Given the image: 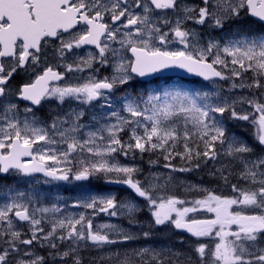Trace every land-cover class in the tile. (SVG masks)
<instances>
[{
	"label": "snow or ice",
	"instance_id": "obj_1",
	"mask_svg": "<svg viewBox=\"0 0 264 264\" xmlns=\"http://www.w3.org/2000/svg\"><path fill=\"white\" fill-rule=\"evenodd\" d=\"M171 69L214 90L165 81L125 91L116 107L114 94L134 79ZM238 90L251 95L233 98ZM67 101L81 107L37 115ZM83 106L100 113L86 122ZM229 119L248 122L255 143L230 133ZM137 151L173 172L211 165L208 174L231 194L190 185L204 195L187 200L169 193L170 173L134 178L140 169L116 156ZM177 157L185 166L171 163ZM9 174L33 188H0V264H84L83 249L149 240L153 228L190 242L115 249L100 264H264V0H0V176ZM96 176L127 186L143 207L89 192L71 204L39 203L36 184ZM145 210L149 228L139 234L93 223L105 214L136 226Z\"/></svg>",
	"mask_w": 264,
	"mask_h": 264
},
{
	"label": "rangeland",
	"instance_id": "obj_2",
	"mask_svg": "<svg viewBox=\"0 0 264 264\" xmlns=\"http://www.w3.org/2000/svg\"><path fill=\"white\" fill-rule=\"evenodd\" d=\"M251 75V74H249ZM176 84H181L178 82L175 83H171L170 85H176ZM219 86L224 89L227 90L229 87V84L227 81H220L218 82ZM170 85H166V84H162L160 86H153L150 89H148V91H151L153 89H156L158 87H165V86H170ZM185 88H189V89H197L199 90L201 88L202 85L204 84H192V85H186L183 84ZM214 85L212 84H208L207 85V89L206 90H214ZM125 91L128 92H133L136 93L135 90H130V89H125L123 91H118L117 93V98H119L117 101L119 102L120 98L124 96ZM142 92V91H141ZM251 94L247 91L244 90L243 92L241 91H237L235 93V96L233 98H238L240 96H244V97H249ZM257 95H259L257 93ZM113 98H115V96H113ZM114 100V99H113ZM51 104V103H50ZM54 105H56L54 103ZM81 107V105H79L76 101H67L64 105V107H66V110L69 107ZM52 107L51 105H47L46 107H44V109H48ZM86 109L87 115L85 117V121L86 122H90L91 121V117L93 115V113L99 114L100 113V109L98 107H93V108H89L88 106H83ZM116 107L119 109V104L116 105ZM238 110H239V105H238ZM244 111H251V109L247 106L244 105ZM39 117L46 119L48 117L47 114H45L44 112L42 114L39 115ZM227 126L230 130V133H235L234 131L238 132L239 137H242L243 139L247 140L249 143H255L253 136H252V127L248 124V122H244V121H235V120H231L229 119L227 121ZM126 133H122L121 135L124 137L125 140H127V134L124 135ZM259 147H257V151H259ZM139 152L137 151L136 155H138ZM146 154V153H145ZM151 154V153H149ZM150 158H155L158 155H148ZM158 162L161 163V167L163 169H165L163 167V165L166 163L162 157L158 158ZM116 160L121 164V165H126V166H135L137 168L140 169V172L134 177L137 179H140L141 181L145 180V178H147L150 173L153 172H159V173H164L165 175L167 174H172L173 176H176L174 179H172L171 185H170V193H172L173 195H176L182 199H187V200H191V199H195V198H200L204 195V193L202 191L199 190H188L186 191L185 189L188 188L190 185L191 186H196L198 187H204L213 191H216L217 193H221L224 191L225 195H229L231 194L230 191L223 187V185L217 181L214 180L209 174H206L204 176V173L202 172V169H206V172L209 173V169L211 168V165H208L206 167H201L198 170H193V171H188V172H180V171H171L170 169H165V170H156V165H152V167H148V165H144L146 168H148L147 171H142L141 167L139 165H137L135 163V160L132 158L131 161L130 160V156L125 157L123 155H117L116 156ZM141 160V159H139ZM147 163H150V161H147ZM171 163L176 167L174 160L171 161ZM180 166L176 167V168H180L184 165V162L182 160H180ZM150 169H154L153 171ZM11 180L9 181V183L7 184L8 186H12V187H19L21 190H26V191H31L33 188V185H31L30 183H27V181H20L19 183H17L16 179L14 176L10 177ZM93 179H95L92 183V185L88 184L85 186H81L80 188H82L81 190L77 191V184L72 181L68 184H63V183H52V184H48V185H44V184H36L35 190L39 193V203L41 206H47L50 207L52 206V204L54 203H60L61 205H63V202L67 201L69 204H71L74 200L81 198L82 193L84 192H89V193H93L96 195H108L110 193L104 194L101 193V191L98 189L97 186H100L102 183H104L106 181V178L103 176H96ZM207 179V180H206ZM210 181L212 184H207L206 182ZM97 184V185H96ZM90 185V186H89ZM96 186V187H94ZM2 188V187H0ZM64 193L62 194L63 189ZM127 201H133L130 198H127ZM141 207H143V203L140 205ZM74 207H69L68 209H66V211L72 212V213H76L75 211H73ZM143 215H145V224L147 225V227H149V221H150V216L148 214V212L142 211ZM91 214V213H90ZM101 215V214H100ZM100 215H97L96 217H99ZM120 218H123V216H121ZM45 228L47 230V225H45ZM148 230V229H147ZM182 247V246H181ZM40 251V250H38ZM41 254V251H40Z\"/></svg>",
	"mask_w": 264,
	"mask_h": 264
},
{
	"label": "flooded vegetation",
	"instance_id": "obj_3",
	"mask_svg": "<svg viewBox=\"0 0 264 264\" xmlns=\"http://www.w3.org/2000/svg\"><path fill=\"white\" fill-rule=\"evenodd\" d=\"M190 1V0H189ZM257 26L259 25H252L251 27L253 28H257ZM245 27H248L247 25ZM88 51H95L93 49H89L87 48ZM82 54H86V51L85 50H81ZM109 72L106 71V70H101V73L100 75L101 76H105V75H108ZM136 82V81H135ZM142 86H146V85H142ZM48 105V104H47ZM51 105L52 107L46 109V112L48 115L56 112V111H63V110H66V107H58L57 105H54V103H51L49 104ZM42 109H40L38 113L41 112ZM148 155H155L154 153H146L144 156H143V160L140 162V167H141V170L142 171H147L148 168H146L144 165H148V167H152L153 164L151 163H147V161H150V160H154V161H157V163L155 164L157 167H156V170L160 171V170H165L161 167V163L158 162V156L155 157V158H150ZM174 163L176 165V159H174ZM150 170H154V169H150ZM12 175L10 174V176H7V177H0V187H3V186H6L9 181L11 180V177ZM150 176V175H149ZM148 176V177H149ZM93 182H91L90 184L92 185ZM96 187V186H94ZM99 190H101V188H98ZM104 190H106V194L107 193H110L112 195H115L116 198L121 201V202H124V201H127L126 198H130V195L127 194L126 192L124 191H120V190H116L115 188H111V187H107V188H103ZM75 212L76 213H80V212H85L86 214H90V210H85V209H82V208H76L75 209ZM143 213L140 212L137 214V220H138V225L136 226H131L129 225L128 223V220L126 218H120V217H109L105 214H101L99 217H96L94 218L93 220V223L94 225L96 224H100V223H116V224H119L121 225L123 228L125 229H128L129 231H132L133 233H141L142 231H147L148 227L147 225L145 224V215L142 216ZM178 233L177 232H173L172 230H161V229H155L153 228L152 229V236L149 240H144L143 238L141 239H138L136 241H131L127 244H118V245H114V246H106V249L105 250H96V249H83L81 251V255L82 257L84 258V264H90V261L92 260H96L97 264H100L99 262V258L100 257H103V256H106L108 254V251H111V250H115V249H119V250H124V249H130V248H135V247H140V246H146V245H151V246H155V247H161V246H165V245H174L175 247L179 248L181 247V245L179 244H176V241L178 240ZM114 247V248H113Z\"/></svg>",
	"mask_w": 264,
	"mask_h": 264
},
{
	"label": "water",
	"instance_id": "obj_4",
	"mask_svg": "<svg viewBox=\"0 0 264 264\" xmlns=\"http://www.w3.org/2000/svg\"><path fill=\"white\" fill-rule=\"evenodd\" d=\"M163 74L164 75H177V76H181V77H184V78H199V77H196V76H194L192 74L186 73L183 70H179V69H171V70H168V72L163 73ZM157 76H160V75L154 74V75H150V76H147V77H144V78H141V79L144 80V81H148V80H150V79H152L154 77H157ZM199 79H202V78H199ZM205 82H208V81H205ZM113 185L124 186L123 184H118V183H113Z\"/></svg>",
	"mask_w": 264,
	"mask_h": 264
},
{
	"label": "trees",
	"instance_id": "obj_5",
	"mask_svg": "<svg viewBox=\"0 0 264 264\" xmlns=\"http://www.w3.org/2000/svg\"><path fill=\"white\" fill-rule=\"evenodd\" d=\"M178 159H180V158H178ZM178 165H179V163H178Z\"/></svg>",
	"mask_w": 264,
	"mask_h": 264
},
{
	"label": "bare ground",
	"instance_id": "obj_6",
	"mask_svg": "<svg viewBox=\"0 0 264 264\" xmlns=\"http://www.w3.org/2000/svg\"><path fill=\"white\" fill-rule=\"evenodd\" d=\"M114 248V247H113Z\"/></svg>",
	"mask_w": 264,
	"mask_h": 264
}]
</instances>
